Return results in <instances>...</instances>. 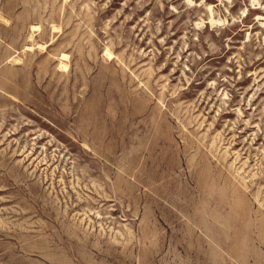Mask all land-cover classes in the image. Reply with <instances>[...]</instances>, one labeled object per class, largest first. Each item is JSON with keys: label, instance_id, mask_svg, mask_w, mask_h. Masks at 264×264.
Instances as JSON below:
<instances>
[{"label": "rangeland", "instance_id": "obj_1", "mask_svg": "<svg viewBox=\"0 0 264 264\" xmlns=\"http://www.w3.org/2000/svg\"><path fill=\"white\" fill-rule=\"evenodd\" d=\"M0 264H264V0H0Z\"/></svg>", "mask_w": 264, "mask_h": 264}, {"label": "bare ground", "instance_id": "obj_2", "mask_svg": "<svg viewBox=\"0 0 264 264\" xmlns=\"http://www.w3.org/2000/svg\"><path fill=\"white\" fill-rule=\"evenodd\" d=\"M32 35H33V34H32ZM30 37H31V35H30ZM31 38H32V37H31ZM40 46L43 47L42 45H40ZM28 49H29V50H32V49H33V46H32V45H28ZM16 60H19V59H16ZM16 60H15V61H16Z\"/></svg>", "mask_w": 264, "mask_h": 264}]
</instances>
